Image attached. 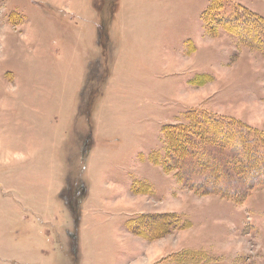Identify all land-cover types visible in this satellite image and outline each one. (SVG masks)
Returning a JSON list of instances; mask_svg holds the SVG:
<instances>
[{"label":"rangeland","instance_id":"374dc122","mask_svg":"<svg viewBox=\"0 0 264 264\" xmlns=\"http://www.w3.org/2000/svg\"><path fill=\"white\" fill-rule=\"evenodd\" d=\"M263 28L264 0H0V264H264V157L228 193L198 164L200 113L264 146Z\"/></svg>","mask_w":264,"mask_h":264},{"label":"trees","instance_id":"16d2710c","mask_svg":"<svg viewBox=\"0 0 264 264\" xmlns=\"http://www.w3.org/2000/svg\"><path fill=\"white\" fill-rule=\"evenodd\" d=\"M241 10H244V9H240L237 7H235L234 9H232L230 11H227V10L222 11L221 9H219V11H217V13H218L217 18H218V21L220 24H222L224 26L229 24L231 26V27H229V30L233 29L235 31V29H236V31L239 34H243L244 37L248 38V37H250V35L247 33L248 28H246L245 26L246 25H254L256 23V21L258 20V17L256 15L248 13L245 10L244 11H241ZM108 11H109V9H108V5H107V7L104 9L103 19L98 22V29H99V32H101V35L103 37L102 46L105 50L108 47L107 46L108 45L107 39L109 37V30H108L107 25H106V22H107L106 18L109 17V15L111 14V12L110 11L108 12ZM258 34L259 35L264 34V28H263V30H258ZM98 88H96V87L93 88L92 92H94V94L97 93ZM91 107H92V105H91ZM92 110L93 109H91V108H90V110H88V114H87L88 119L93 117V111ZM202 114L203 113H200L199 116H201V119L203 121V125H201L198 128L199 129L205 128L206 131L211 132L213 134V136L216 138V141L218 143L222 144V146H218V147H219V150L221 149L223 151H221V150L220 151L219 150L218 151L217 150H210L209 151L206 148H201V145H203L202 140L199 139L198 142H196L194 140L193 135H191V133H186L182 130V132L179 134L183 133L185 135L183 137V139L184 140L186 139V141L188 142L187 144L190 145L188 147V149H189V151H191V150L193 151L192 152L193 154H191V155H193L194 157H195L194 152L197 151L199 148H201L200 153L198 154V156L200 157V159H198V164L201 166V168L203 170H205V171H202V174L205 173V174L209 175V177L206 179H208V181H210V179H213L212 183L210 184V186H213L212 189L215 191H219L221 193H223V192L228 193L227 192L228 189L232 191V187H234L233 190L239 187V185H240L239 183L242 180V178L240 176H244V175H245V177L249 176V172L251 173L250 170H252L253 168H255V166H257V165L253 166L254 160L256 162L260 159H263V157H264V146L261 145L258 147V145L256 143H254L255 142L254 140H252V142L248 143V140H245V139H247L246 136L241 133V130L239 128L233 126V125H228L229 123L227 121H224L223 119H220L218 117H214L212 115L206 116V115H202ZM193 121H194V124L195 123L197 124L196 119H194ZM91 123L92 122H90V120H89L90 125H91ZM198 125H200V124H198ZM181 128H185V126H182ZM186 130H188L187 126H186ZM188 131H190V130H188ZM92 139H94L93 130L89 133L88 143L90 141H92ZM255 145L257 146V149L255 148L256 147ZM180 146H181V144H180ZM226 146H230L231 149L233 148L234 151H236V152L239 150L240 151L239 152L240 159L238 160V159H235L232 157L229 160L227 158V160L223 161L222 163H220L218 160H217V163H214L211 161V159H205V157H209L212 159H216V158L221 157L220 154H221V152H224L226 150ZM177 148L179 149V146H177ZM182 148H183V144H182ZM217 152H219V153H217ZM257 155H259V156H257ZM194 157H192V158H194ZM253 157H254V160L252 159ZM230 161L233 162V164H236V167H233V164H231ZM236 161H239V162L241 161L242 165L244 164L245 168H242V165L237 164ZM190 163L195 164L193 161L192 162L190 161ZM246 164H248V165H246ZM226 173L229 174L228 179H226L224 177L227 180V184L222 185L220 178L221 177L223 178L222 174H226ZM193 184H195V183H193ZM196 186H199L198 183H196Z\"/></svg>","mask_w":264,"mask_h":264}]
</instances>
